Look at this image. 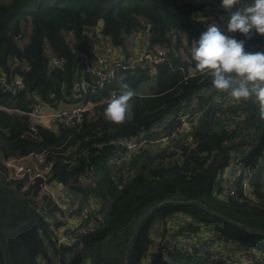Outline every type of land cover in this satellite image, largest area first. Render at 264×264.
Masks as SVG:
<instances>
[{
  "label": "trees",
  "instance_id": "trees-1",
  "mask_svg": "<svg viewBox=\"0 0 264 264\" xmlns=\"http://www.w3.org/2000/svg\"><path fill=\"white\" fill-rule=\"evenodd\" d=\"M252 2L241 0L239 6ZM221 3L0 0V74L10 83L20 76L24 85L13 94L0 84V229L12 264H124L127 243L139 220L164 200H198L211 211L195 204H167L151 213L139 228L128 264H225L193 251L164 252L160 246L147 258L154 242L151 223L158 218L164 232L178 214L203 233L233 239L264 253V242L259 240L264 237V119L259 106L254 99L237 102L230 94L219 92L210 75L198 70L184 79L186 71L195 66L187 51L207 28L200 15ZM229 16L223 23L215 22L225 32ZM92 28H98L102 39L121 48L126 56L130 48L127 37L146 33L145 42L162 47L167 59L154 66L139 65L133 74L118 70L106 88L96 94L88 90L86 98L97 101L108 96L110 88L121 89V83L134 91L150 81L144 93L134 91L125 123L116 125L105 119L108 101H104L92 113L84 112L77 123L37 124L33 138L29 117L6 108L27 110L34 98L52 107L71 103L75 84L84 76L80 53L92 56L87 39ZM226 34L245 40L248 52H264V35L255 31L251 38L239 32ZM50 54L64 58L61 66L50 67ZM182 109L189 117V128L173 134L181 124ZM123 135L137 139L140 145L121 167L112 170L108 161L116 149L109 142ZM233 149L247 152L248 160L258 165L254 198L241 193L223 197L213 191ZM41 151L52 161L51 179L62 174L80 194V201L93 198L100 204L98 226L73 244H54L60 222L40 212L34 186L26 185L23 178H9L4 164L9 157ZM90 168L91 175L78 182L77 177ZM210 214L213 222L208 219ZM0 264H6L1 245Z\"/></svg>",
  "mask_w": 264,
  "mask_h": 264
},
{
  "label": "built area",
  "instance_id": "built-area-1",
  "mask_svg": "<svg viewBox=\"0 0 264 264\" xmlns=\"http://www.w3.org/2000/svg\"><path fill=\"white\" fill-rule=\"evenodd\" d=\"M215 3L216 0H206ZM229 12L218 4L214 8H206L200 15V19L205 22L207 27L214 22L223 23ZM254 34V30L252 35ZM147 37V34H142ZM251 35V36H252ZM87 39L90 44L92 56L80 53L82 58V73L84 76L75 84V92L72 95L71 103L59 102L57 107L45 105L34 98L28 105L27 110L6 108L8 111L16 110L25 114L31 121L30 131L33 138L37 135V124L51 126L56 123L74 124L81 120L84 112L92 113L94 106L109 101L114 95L121 93L123 89L110 88L109 95L97 101L87 99L88 90L96 94L106 88L114 78L118 70L124 74H133L139 65L154 66L167 59L166 51L159 46H149L145 42L137 49L129 48V54H123L120 58L109 60L100 51V44L104 41L99 34L98 28H92L87 32ZM176 34L173 35V42ZM99 51V52H98ZM191 54V51H187ZM64 58L61 56H49L50 67L61 66ZM196 67H190L186 71L187 77L194 74ZM0 84L13 94L23 88L20 76H16L12 83L7 82L0 74ZM63 105V106H62ZM180 110L181 124L176 127L173 134H178L189 128V117ZM165 118L164 120H168ZM167 137L161 138L165 140ZM191 140V137H189ZM185 143V142H184ZM109 144L115 147L114 154L110 157L108 164L115 170L123 165L130 155V152L140 145L135 138L126 135L120 136ZM4 164L9 171V178L21 179L24 176L25 184L34 186L36 189L33 197L38 204L41 213L50 216L60 224L56 228V239L54 244H73L84 234L93 231L100 221L101 215L97 212L99 202L93 198H85L80 201L71 199V194L64 191L68 185H63L56 179H51L52 161L46 156L45 151L35 152L21 157H9ZM258 165L248 160L247 152L241 149H233L230 152L228 162L223 172L221 180L214 184L213 191H217L223 197L234 198L238 193L248 198H254L255 183L257 180ZM91 175V168L83 175L77 177L78 182H83ZM175 220L169 222L166 230L154 237L152 248L148 249L146 256L162 248L164 252H173L177 249L190 252L193 251L197 256L205 257L212 262H224L225 264H264V253L256 249H247L233 239L221 236L206 234L195 228L194 223L190 222L185 215L178 214ZM53 244L48 246V252L53 253Z\"/></svg>",
  "mask_w": 264,
  "mask_h": 264
},
{
  "label": "clouds",
  "instance_id": "clouds-1",
  "mask_svg": "<svg viewBox=\"0 0 264 264\" xmlns=\"http://www.w3.org/2000/svg\"><path fill=\"white\" fill-rule=\"evenodd\" d=\"M241 0H222L221 6L230 13L226 32L243 34L251 38L253 30L264 35V0H253L241 8ZM236 9L233 11V9ZM218 23H211L203 31L191 58L200 73L210 75L215 89L228 93L237 102L254 99L264 119V52H248L245 40L227 35ZM121 93L114 95L104 110L107 121L116 125L125 123L136 93L121 83Z\"/></svg>",
  "mask_w": 264,
  "mask_h": 264
},
{
  "label": "water",
  "instance_id": "water-1",
  "mask_svg": "<svg viewBox=\"0 0 264 264\" xmlns=\"http://www.w3.org/2000/svg\"><path fill=\"white\" fill-rule=\"evenodd\" d=\"M26 177H23V180H25ZM56 180L61 182L64 186L67 185V179L62 175V174H58L56 176ZM167 204H173V205H178V206H184V205H191V204H195V205H200L202 206L204 209L211 211L207 206H205L204 204H202L200 201L198 200H186V201H181V200H164L161 201L160 203L152 206L149 211L139 220V227L137 228V230L132 234V236L130 237L128 243H127V247H126V251H125V259H124V264H128V260L130 257V251H131V247L132 244L135 240V237L139 231L140 226L149 219V216L151 213L159 210L162 206L167 205ZM230 223L237 225L240 228H243L245 230H247L250 233H258L257 231L253 230L252 228H249L247 226H245L242 223L239 222H235L231 219H227ZM0 245L3 251V255H4V260L6 264H12L11 260H10V256L8 253V249H7V243H6V237L4 232L0 229Z\"/></svg>",
  "mask_w": 264,
  "mask_h": 264
},
{
  "label": "rangeland",
  "instance_id": "rangeland-1",
  "mask_svg": "<svg viewBox=\"0 0 264 264\" xmlns=\"http://www.w3.org/2000/svg\"><path fill=\"white\" fill-rule=\"evenodd\" d=\"M127 40H128V37H127ZM112 50H113V46L109 43V41H105V40L102 41V43L100 44V51H102V54L105 55L109 60L114 59V55L111 54ZM150 84H151L150 81L141 83L139 84L138 89L134 91L144 93L148 89V87H150ZM64 191L71 194V197H70L71 199H74V200L79 199V196L75 193L73 189L70 188L69 184L67 185ZM172 219L173 217H171L169 220H172ZM208 219L212 222L215 220L212 214L208 215ZM159 224L163 225V223L160 222L158 218H156L154 222L151 223L150 225L151 229L149 230V233L152 238L155 237L157 234H159L161 230H162L161 233L163 232V229L158 226ZM205 233L208 234V232H205ZM259 240L261 242H264V237H260Z\"/></svg>",
  "mask_w": 264,
  "mask_h": 264
},
{
  "label": "crops",
  "instance_id": "crops-1",
  "mask_svg": "<svg viewBox=\"0 0 264 264\" xmlns=\"http://www.w3.org/2000/svg\"><path fill=\"white\" fill-rule=\"evenodd\" d=\"M128 42L130 48L137 49L138 46L145 43V37L141 34H133L128 37ZM111 54L114 55L115 58H120L123 56L122 49L117 47H113Z\"/></svg>",
  "mask_w": 264,
  "mask_h": 264
}]
</instances>
